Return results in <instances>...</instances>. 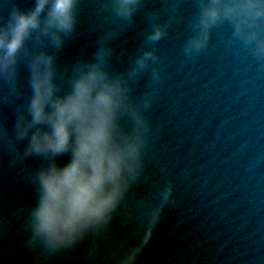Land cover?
Segmentation results:
<instances>
[{"label": "water", "instance_id": "obj_1", "mask_svg": "<svg viewBox=\"0 0 264 264\" xmlns=\"http://www.w3.org/2000/svg\"><path fill=\"white\" fill-rule=\"evenodd\" d=\"M13 5L27 11L34 0H0V24ZM159 9L160 0H148L146 11ZM195 11L193 0H183L169 34L156 45V67L164 70L145 113L151 132L143 170L101 240L100 264H120L137 249L133 264H264V73L232 41L228 25L212 30L208 50L186 62L181 45ZM167 19L161 11L160 22ZM100 25L93 0H84L58 63L90 59ZM147 29L144 14H137L110 41L114 71L138 54ZM27 75L21 64L20 96L9 92V102H0V129L9 134L14 107L28 92ZM146 80L132 85L135 97L146 90ZM8 139L0 136V264H82L72 253L49 256L29 247L36 162L19 160Z\"/></svg>", "mask_w": 264, "mask_h": 264}, {"label": "clouds", "instance_id": "obj_2", "mask_svg": "<svg viewBox=\"0 0 264 264\" xmlns=\"http://www.w3.org/2000/svg\"><path fill=\"white\" fill-rule=\"evenodd\" d=\"M93 0L101 21L90 59L60 65L57 53L76 33L84 0H34L21 11L13 5L0 24V102L19 97L20 65L27 70L28 92L14 107L10 150L32 160L35 189L26 226L29 247L43 254L72 253L82 264H100L101 240L130 188L141 175L152 107L162 81L156 45L166 37L183 0ZM196 9L181 45L186 62L208 50L212 30L228 25L264 73V0H193ZM161 11L168 19L160 22ZM143 13L148 29L138 54L123 71H114L110 41ZM232 41H229L230 44ZM51 49V51H49ZM147 76L135 97L132 85ZM167 195V194H166ZM155 218V217H154ZM137 250L121 259L133 264Z\"/></svg>", "mask_w": 264, "mask_h": 264}]
</instances>
